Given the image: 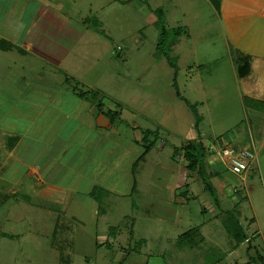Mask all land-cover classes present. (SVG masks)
<instances>
[{
	"label": "rangeland",
	"instance_id": "1",
	"mask_svg": "<svg viewBox=\"0 0 264 264\" xmlns=\"http://www.w3.org/2000/svg\"><path fill=\"white\" fill-rule=\"evenodd\" d=\"M61 1L71 23L58 17L53 30L80 39L62 68L80 79L79 92H96L95 100L120 116L115 124L122 136L111 137L123 148L116 175L129 177L126 152H132L141 159L138 187L97 186L85 201L63 190L62 203L50 207L29 201L32 188L21 187L18 200L0 208V264H264L245 188L241 198L223 188L241 183L208 149L248 130L245 112L252 111L249 96L243 98L246 107L240 97L249 89L236 81L219 12L208 0ZM162 28L166 35L158 49ZM62 75L55 85L68 86ZM188 105L196 107L198 121ZM199 141L212 193L198 172L186 171L184 149ZM79 150L76 145L64 155L55 173L76 169ZM109 171L101 178L110 180ZM186 181L189 195L180 196L185 188L178 186ZM234 218L241 240L228 230Z\"/></svg>",
	"mask_w": 264,
	"mask_h": 264
},
{
	"label": "crops",
	"instance_id": "2",
	"mask_svg": "<svg viewBox=\"0 0 264 264\" xmlns=\"http://www.w3.org/2000/svg\"><path fill=\"white\" fill-rule=\"evenodd\" d=\"M208 1L219 12L236 81L249 89L240 97L243 101L247 95L252 101V111L245 112L248 130L237 131L234 140L239 147H251L256 158L246 173L236 176L243 187L223 184V188H230L233 198L245 188L252 209L251 224L256 225L264 245V0H220L219 9ZM64 7L61 0H0V208L8 199L17 201L21 187L26 185L32 188L29 201L46 207L62 203L58 195L63 190L85 201L97 186L108 188L113 182L116 186L121 182L128 184L130 192L138 187L135 170L141 159L126 152V158L130 157L129 177L119 180L117 159L123 148L111 140L112 136H122L117 122L111 123L93 101L79 97L80 79L62 68L80 40L53 30L58 17L71 23L72 16L64 13ZM239 56L248 59L244 76L237 72ZM38 64L43 65L39 73ZM59 72L65 75L62 84L68 86L55 85ZM104 111H109L105 105ZM135 142L141 143L139 139ZM104 144L107 150L99 152V145ZM76 145L80 147L77 168H69V175L60 170L55 173L56 163L60 165ZM107 168L112 170L108 181L101 178ZM89 169L92 172L85 173ZM66 179L69 182L65 184ZM151 185L156 184L152 181ZM181 186L185 190L178 195L188 197V182ZM235 203L243 212L240 199ZM158 208L165 209L164 205ZM254 238L246 239L251 243Z\"/></svg>",
	"mask_w": 264,
	"mask_h": 264
},
{
	"label": "trees",
	"instance_id": "3",
	"mask_svg": "<svg viewBox=\"0 0 264 264\" xmlns=\"http://www.w3.org/2000/svg\"><path fill=\"white\" fill-rule=\"evenodd\" d=\"M212 2L214 4V6L217 9H219L220 0H212ZM162 12H163L162 9H158L156 11V15H158V17H159L158 21H162V15H163ZM165 35H166L165 28H162L161 32L159 34V42H158V47H157L158 49H160L161 45L163 44V42H164L163 39H164ZM236 64L238 67L239 76H244L248 71V59L243 58L242 56H239L237 58ZM75 91H77L76 88H75ZM77 93H78L79 97L88 98L89 100L93 101V103L95 104V106L99 110V112L102 113L103 115H105L111 123H115L117 120H121L120 116L117 114L116 111H111V110L104 111V105L101 102H99L98 100H95V98H94L96 95V92H94V91L82 92L81 91V92H77ZM90 96H92V98H90ZM188 106L190 107L191 112H193L194 116L197 118V121H198L199 115H198V111H197L196 107L192 106V105H188ZM196 128L198 129V126ZM150 134H151V131L148 130L146 132L145 140L147 139V136H150ZM197 134H198V136H200L199 132H197ZM154 144H155V141L152 144L151 143L148 144L146 146V148H147L146 150H150ZM10 147H12V145H10ZM184 152H185V154H184L185 160L187 163V166H186L187 170L190 171L191 173L198 172L199 175L202 177L203 181L205 182V184L207 185L208 190L212 193L213 192L212 188L208 184L207 177H206V170H205V165H204V163H205L204 157L206 155V150H205L203 143H201L199 141L198 143L190 144L187 147H185ZM230 219H231V217H230ZM234 219L237 221L236 218H234ZM237 222H238V224H237ZM237 222L235 223L234 226L229 225L228 230L230 231V233L236 232L237 233L236 236H238V238L241 240L243 235L241 234V232L239 233V230L241 231V228L239 227V230H238V228L236 227V226H239V221H237ZM189 232H191V231H189ZM189 232H187V233H189Z\"/></svg>",
	"mask_w": 264,
	"mask_h": 264
},
{
	"label": "built area",
	"instance_id": "4",
	"mask_svg": "<svg viewBox=\"0 0 264 264\" xmlns=\"http://www.w3.org/2000/svg\"><path fill=\"white\" fill-rule=\"evenodd\" d=\"M217 143H212L208 148L212 158L220 160L227 170L235 176L239 177L246 173L256 158L251 147L238 148L223 140Z\"/></svg>",
	"mask_w": 264,
	"mask_h": 264
}]
</instances>
